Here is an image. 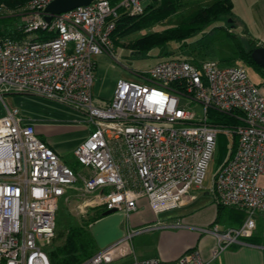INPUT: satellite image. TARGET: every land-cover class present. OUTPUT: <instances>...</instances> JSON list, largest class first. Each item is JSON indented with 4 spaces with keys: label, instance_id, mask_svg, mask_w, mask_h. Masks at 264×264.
I'll return each mask as SVG.
<instances>
[{
    "label": "built area",
    "instance_id": "obj_1",
    "mask_svg": "<svg viewBox=\"0 0 264 264\" xmlns=\"http://www.w3.org/2000/svg\"><path fill=\"white\" fill-rule=\"evenodd\" d=\"M51 1L25 5L18 25L25 37L0 38V97L31 94L85 115L92 130L74 155L87 173L64 163L20 109L6 105L0 117V264H53L47 248L56 234L59 199L79 181L86 205L123 210L128 217L141 199L158 215L178 208L188 193L203 188L222 132H235L237 147L217 171L213 191L222 205L245 210L247 218L239 227L200 231L217 238L213 257L250 237L257 213L264 212V86L241 64L174 57L135 71V80L119 78L111 102L99 106L97 57L113 53L121 12L142 13L141 0H95L48 21ZM39 31L46 37L37 38ZM209 109L234 113L243 123L210 122ZM125 243L101 248L81 264H161L157 258L120 262L130 255ZM178 263L208 264L198 249Z\"/></svg>",
    "mask_w": 264,
    "mask_h": 264
},
{
    "label": "rangeland",
    "instance_id": "obj_2",
    "mask_svg": "<svg viewBox=\"0 0 264 264\" xmlns=\"http://www.w3.org/2000/svg\"><path fill=\"white\" fill-rule=\"evenodd\" d=\"M121 0H116L117 5ZM234 8L232 13L220 17L218 20L210 22L205 29L198 33L190 40L187 46L189 49L196 47L199 60L215 59L221 60L224 55L229 53L238 42L249 48L256 42H264V0H232ZM151 0H141L142 6L145 8ZM5 13H13L4 12ZM174 18L163 23L157 24L151 28L131 34L123 39V43L114 45L113 53L106 54L104 62L99 63L97 78L95 81V90L99 86L107 88L111 87L113 82L119 78L135 80V71H148L159 62L167 60L171 57L160 56L157 49L150 53L136 54L130 47V42L138 36L147 32L161 31L174 24ZM20 21H14L17 25ZM190 46V47H189ZM246 66L250 78L258 85L264 83V73L257 70L254 66L236 63ZM103 100L95 95V102ZM6 105L10 108L17 107L21 111L26 109L30 115L35 118L36 125L44 127V133L62 149V161L72 167L76 173L86 174L87 169L78 162L73 150L86 141L91 133L92 126L87 123V118L82 113L58 102L41 98L31 94L10 93L0 97V117L6 111ZM219 144H217L215 156L210 163L207 176L203 183L204 191H211L214 185V178L219 167V157L222 156V148L230 150L233 146V135L226 138L221 135ZM221 144V145H220ZM229 152V151H228ZM264 184V177L261 178ZM82 182L77 183L76 188L69 190L68 194L59 199L58 210L56 214V234L59 231H66L69 225L81 224L83 219H87L94 214L90 208L96 207L85 204V196L79 194V188ZM68 197V200L66 199ZM85 200V201H84ZM144 200L138 202V210L132 212L128 217L121 210L107 215L100 220L89 225L92 234L96 240L97 246L104 248L117 241H127L125 248L133 249V245L138 242H145L149 236H138L133 238L135 230V222L142 214L148 211L147 204H143ZM148 203V201H147ZM119 229V230H118ZM137 231V230H136ZM154 235L156 232H153ZM55 234V235H56ZM56 238V237H55ZM63 240V239H62ZM54 241V240H53ZM104 241V242H103ZM61 240H58V243ZM127 261L124 258L120 262Z\"/></svg>",
    "mask_w": 264,
    "mask_h": 264
},
{
    "label": "trees",
    "instance_id": "obj_3",
    "mask_svg": "<svg viewBox=\"0 0 264 264\" xmlns=\"http://www.w3.org/2000/svg\"><path fill=\"white\" fill-rule=\"evenodd\" d=\"M29 1L0 0V8L4 7V12H13L11 14L0 12V38L10 37L17 39L26 36L24 32L19 31L18 25L22 22L21 12ZM111 2L115 4L116 0H111ZM233 8L234 3L232 0H151L140 14L130 15L121 12V17L112 34L113 42L115 46L117 43L124 44L123 39L131 34L141 32L174 18L172 26L161 31L147 32L133 39L129 44L131 49L136 54L150 53L152 50L157 49V53L161 57H179L192 62H199V54L195 46L192 45L188 52L184 51L188 50L187 46L191 43L190 40L202 32L210 22L232 13ZM15 20L17 22L21 20V22L15 25ZM44 37H46V33L39 31L37 38ZM253 42L255 41H252V45L249 48L238 42L237 46H234L229 53L225 54L221 61L227 65H235L236 63L247 64L264 73V69L252 57L253 50L258 47ZM261 86H264V83ZM208 117L210 122L216 124L227 123L235 126L243 123L234 118V113H223L216 109H209ZM221 135L226 136V138L233 135V146L230 150H226L220 144L222 156L219 157L218 170L231 158L237 147V135L235 132L230 135L223 132L219 133L217 144H219ZM215 198L218 206V215L213 225L229 218L231 219V226L233 225L234 227H239L245 222L247 218L245 210L224 206L218 201L217 196ZM90 210L94 214L87 219H83L81 224L69 225L65 232L59 231L55 235L56 238L54 237V241L47 248L49 258L53 264H81L101 249L97 246L89 225L103 218L107 208L96 206L90 208ZM58 240H61V242L58 243ZM246 240L251 243L257 242L253 234Z\"/></svg>",
    "mask_w": 264,
    "mask_h": 264
},
{
    "label": "crops",
    "instance_id": "obj_4",
    "mask_svg": "<svg viewBox=\"0 0 264 264\" xmlns=\"http://www.w3.org/2000/svg\"><path fill=\"white\" fill-rule=\"evenodd\" d=\"M256 45L258 47L264 46V42L258 41ZM105 57L106 54H101L97 57L96 78L99 63L101 61L104 62ZM117 81L113 82L109 90L101 86H98L95 90L94 85V101L95 95L103 99L95 102V104L105 106L111 102ZM21 114L25 118L24 122L33 123L38 136L55 150L60 157H63L62 149L50 138L51 136L45 135V128L36 125L35 118L26 109L21 111ZM215 196L213 188L210 192L204 191L203 188L193 189L185 196V200L178 208L159 215L155 214L149 207L147 199H141L144 200L143 204H147L148 211L138 216L139 218L135 222V227L139 228L136 229L137 231L135 230L133 238L136 239V237L141 235L149 236V239L145 242L134 244L132 250L130 247H127L130 250V255L126 257L127 261L125 262L131 261L134 258H157L161 264H179L178 260L184 253L198 249L208 264H264V212H258L255 217L256 228L253 236L257 241L256 243L247 241L248 237H242L239 239V242L232 244L217 257H213V251L218 246L217 238L211 234L202 233L200 228L217 225L220 230H226L227 228L234 227L230 224V218L213 225L218 215ZM122 212L125 213L123 210ZM178 221L185 226H165ZM149 226L155 228L144 230ZM153 232H156V234L154 235Z\"/></svg>",
    "mask_w": 264,
    "mask_h": 264
},
{
    "label": "water",
    "instance_id": "obj_5",
    "mask_svg": "<svg viewBox=\"0 0 264 264\" xmlns=\"http://www.w3.org/2000/svg\"><path fill=\"white\" fill-rule=\"evenodd\" d=\"M95 0H53L45 8L46 19L50 21L55 15L72 10L79 6H87ZM254 61L264 69V46L255 48L252 52ZM116 209H107L104 215H110L116 212Z\"/></svg>",
    "mask_w": 264,
    "mask_h": 264
}]
</instances>
